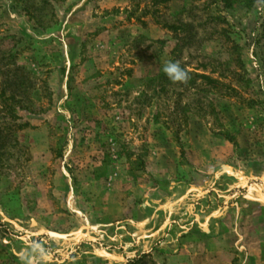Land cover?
<instances>
[{
  "label": "rangeland",
  "instance_id": "374dc122",
  "mask_svg": "<svg viewBox=\"0 0 264 264\" xmlns=\"http://www.w3.org/2000/svg\"><path fill=\"white\" fill-rule=\"evenodd\" d=\"M47 1L0 0V264H85L73 246L107 247L145 199L165 219L207 211L194 209L212 194L204 172L231 171L232 196L264 195V0ZM237 213L221 241L264 257V228L250 213L230 229ZM186 233L130 260L173 264Z\"/></svg>",
  "mask_w": 264,
  "mask_h": 264
},
{
  "label": "crops",
  "instance_id": "0c3cea01",
  "mask_svg": "<svg viewBox=\"0 0 264 264\" xmlns=\"http://www.w3.org/2000/svg\"><path fill=\"white\" fill-rule=\"evenodd\" d=\"M203 174L206 181H213L212 194L200 199L194 209L201 210L205 202L208 201L211 208H208L207 211L202 209L193 214V206L190 207V210L183 211L182 206L178 205V208L167 210L165 219L161 202L156 199H154L155 201L145 199L142 206L139 207L140 209H137V211L141 210L140 214H142V216L139 215L138 220L134 219V215H128L124 221L117 223L114 227H108L110 235L108 242L105 243L108 244L107 247H102L101 244H104L102 241H93L92 243L81 241L76 244V247L73 246L74 249L70 254L76 253V250L79 251L76 253L78 261L85 262V264L96 263V260H102L106 264H123L133 256L142 253L153 252L154 256L153 247L159 250L160 245L164 244L165 240L163 239L166 231L184 230L187 233L183 237L179 234L180 237L174 244L178 248L171 257L173 264H236L238 262L240 264H264V257L259 254L243 253L241 238L234 240L233 250L228 252L219 237L221 233L219 231L226 224V212L234 211L235 207L241 215L237 213V221L229 222L227 224L229 228L238 231L242 227L243 216L252 213L254 218L250 229L256 232L253 233L254 235L260 236V230L264 228V214L261 213L264 212L263 193L250 189L245 184L246 194L232 196L230 194L232 188L238 187L242 182L238 177L232 175L231 171L226 170L216 175L205 172ZM261 186L264 187L263 181H261ZM187 187L190 193L196 188L190 184ZM157 189H153V191H157ZM220 203L223 204V208H220ZM134 212L136 215V211ZM66 244L63 246L64 249L68 248ZM244 251L246 250L244 249ZM72 259L66 258L63 262L74 264L72 263L74 258Z\"/></svg>",
  "mask_w": 264,
  "mask_h": 264
},
{
  "label": "clouds",
  "instance_id": "9594fccd",
  "mask_svg": "<svg viewBox=\"0 0 264 264\" xmlns=\"http://www.w3.org/2000/svg\"><path fill=\"white\" fill-rule=\"evenodd\" d=\"M163 72L175 83H185L189 79L188 73L184 71L177 62H168L164 66ZM42 259L46 260L47 257L43 256Z\"/></svg>",
  "mask_w": 264,
  "mask_h": 264
},
{
  "label": "trees",
  "instance_id": "16d2710c",
  "mask_svg": "<svg viewBox=\"0 0 264 264\" xmlns=\"http://www.w3.org/2000/svg\"><path fill=\"white\" fill-rule=\"evenodd\" d=\"M45 1L46 2H44V5L48 4V1L47 0H45ZM165 77H167V76H165ZM195 78H202V79L206 80L209 85H211L213 87H215L216 85H218V82L217 81H215L213 79H210L209 77H206V76H197V75H195ZM228 141L230 143L234 144V141L233 140H228ZM3 142H5V139L4 138H3ZM1 147L2 146L0 145V148ZM145 257H146L145 255L136 257L135 259L126 262V264H136V263H138L139 261H141Z\"/></svg>",
  "mask_w": 264,
  "mask_h": 264
},
{
  "label": "water",
  "instance_id": "95a60500",
  "mask_svg": "<svg viewBox=\"0 0 264 264\" xmlns=\"http://www.w3.org/2000/svg\"><path fill=\"white\" fill-rule=\"evenodd\" d=\"M12 224H14V223H12Z\"/></svg>",
  "mask_w": 264,
  "mask_h": 264
}]
</instances>
